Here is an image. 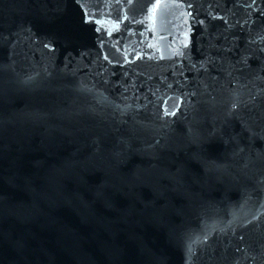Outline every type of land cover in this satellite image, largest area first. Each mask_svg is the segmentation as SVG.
Returning <instances> with one entry per match:
<instances>
[{
    "label": "water",
    "instance_id": "water-1",
    "mask_svg": "<svg viewBox=\"0 0 264 264\" xmlns=\"http://www.w3.org/2000/svg\"><path fill=\"white\" fill-rule=\"evenodd\" d=\"M0 264H264V0H0Z\"/></svg>",
    "mask_w": 264,
    "mask_h": 264
},
{
    "label": "snow or ice",
    "instance_id": "snow-or-ice-1",
    "mask_svg": "<svg viewBox=\"0 0 264 264\" xmlns=\"http://www.w3.org/2000/svg\"><path fill=\"white\" fill-rule=\"evenodd\" d=\"M200 23H203V21H201ZM186 46V45H185ZM180 55H183V53H180ZM166 115H174V112H168L167 110L165 111Z\"/></svg>",
    "mask_w": 264,
    "mask_h": 264
}]
</instances>
